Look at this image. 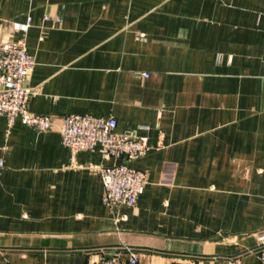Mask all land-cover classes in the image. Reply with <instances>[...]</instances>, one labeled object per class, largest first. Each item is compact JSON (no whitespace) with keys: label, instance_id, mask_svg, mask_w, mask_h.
I'll return each mask as SVG.
<instances>
[{"label":"crops","instance_id":"0c3cea01","mask_svg":"<svg viewBox=\"0 0 264 264\" xmlns=\"http://www.w3.org/2000/svg\"><path fill=\"white\" fill-rule=\"evenodd\" d=\"M264 0H0V40L35 57L46 131L0 115V264H264ZM31 20L14 32L12 22ZM69 114L114 116L152 149L133 206L103 203ZM140 126H146L140 129Z\"/></svg>","mask_w":264,"mask_h":264},{"label":"built area","instance_id":"2783aa9c","mask_svg":"<svg viewBox=\"0 0 264 264\" xmlns=\"http://www.w3.org/2000/svg\"><path fill=\"white\" fill-rule=\"evenodd\" d=\"M264 16V14H263ZM31 20L12 22L14 32H26ZM34 55L29 52L24 38L12 41L0 40V115L7 118L8 125L20 119L39 131L48 130L53 122L49 115L30 112L28 104L35 92L25 84L30 69L35 64ZM114 116L92 114H69L61 125L62 143L75 155L82 151L98 150L104 159H114L112 165L98 166L103 180V203L109 208L123 205L133 206L144 191L147 174L133 167L129 161L146 154L152 149L146 135L134 132H119ZM146 126H140V129ZM5 161L0 159V181ZM259 239L264 240V234ZM129 258L123 260L111 255L96 259L92 264H138L139 252L127 248Z\"/></svg>","mask_w":264,"mask_h":264}]
</instances>
